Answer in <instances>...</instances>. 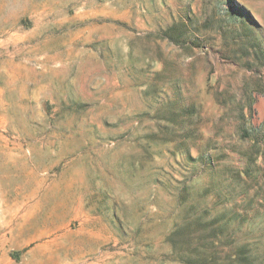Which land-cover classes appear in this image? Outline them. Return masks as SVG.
<instances>
[{"label":"rangeland","instance_id":"374dc122","mask_svg":"<svg viewBox=\"0 0 264 264\" xmlns=\"http://www.w3.org/2000/svg\"><path fill=\"white\" fill-rule=\"evenodd\" d=\"M210 241L264 264V0H0V264Z\"/></svg>","mask_w":264,"mask_h":264},{"label":"trees","instance_id":"16d2710c","mask_svg":"<svg viewBox=\"0 0 264 264\" xmlns=\"http://www.w3.org/2000/svg\"><path fill=\"white\" fill-rule=\"evenodd\" d=\"M197 225L204 224V222L196 221ZM188 225H184L183 227L179 229H175L172 233V235H176L178 233H185L184 230H187ZM225 227H227V224H225ZM189 243V242H186ZM217 244L214 242H203L199 247L195 246L193 249V252L196 258H192V256H181V261L188 263V264H241L244 262V264H255L256 259H258L255 252L250 255V251L248 253H243L244 246H236L234 252L228 253L223 258H216L213 254V250ZM200 251H198V250ZM213 255V256H212ZM209 257V258H208Z\"/></svg>","mask_w":264,"mask_h":264}]
</instances>
